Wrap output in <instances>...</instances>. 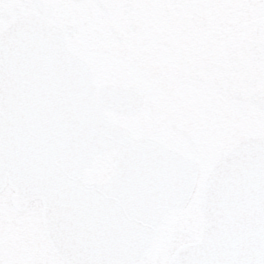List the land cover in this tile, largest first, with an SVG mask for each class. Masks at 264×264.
Returning <instances> with one entry per match:
<instances>
[{"label": "water", "instance_id": "95a60500", "mask_svg": "<svg viewBox=\"0 0 264 264\" xmlns=\"http://www.w3.org/2000/svg\"><path fill=\"white\" fill-rule=\"evenodd\" d=\"M95 91L58 27L28 15L0 33V191L12 185L18 208L41 198L48 241L68 264H137L164 217L186 204L197 164L105 114L136 113L139 94ZM107 152L106 180L85 181ZM198 208L200 239L167 264H247L264 245V140L247 139L217 161Z\"/></svg>", "mask_w": 264, "mask_h": 264}, {"label": "flooded vegetation", "instance_id": "af4514ba", "mask_svg": "<svg viewBox=\"0 0 264 264\" xmlns=\"http://www.w3.org/2000/svg\"><path fill=\"white\" fill-rule=\"evenodd\" d=\"M190 1L0 0V32L15 20L16 15H36L61 28L67 47L87 62L97 86L119 85L141 94V107L137 113L125 116L107 112L111 119L129 127L134 135L153 137L198 163V159L192 157L199 147L198 129L185 118L177 117L175 120L168 118V121H175L177 126L172 122L167 127L161 125L160 120L167 117L173 109L172 105L181 98L176 94L179 85L168 87L165 76L187 77L196 83L187 91V95H194L192 99L203 105V109L204 105L245 106L246 110L262 119L261 123L256 122L257 134L246 135L264 136V7H246L253 3L264 4V0ZM169 2L186 5L178 6L180 12L177 14L173 10L171 17H168V7H164ZM152 11L160 15L164 13L165 20L172 28L176 23H181L179 18L188 19V23L196 29L208 28V36L201 40L211 45L210 50L197 48L192 55L191 52L187 53L188 39L185 34L171 38L167 28L164 31L168 30L166 35L170 34V37L162 34L160 29L150 27L151 20L144 21ZM237 23L245 24L246 32H236L234 27ZM213 30L221 32L224 37L225 42L218 44L221 47L213 46L216 45ZM96 37L100 41L98 45ZM201 40L197 43L200 47ZM251 41L260 42L262 47L260 65L245 64L243 57L249 60L251 55L246 50H238L236 54L233 48L237 45L244 47ZM228 43L230 46L225 49ZM105 51L110 53L105 54ZM109 59L111 64L106 65ZM148 119L151 127L140 131L139 128L146 126ZM133 126H138V130ZM168 127L172 130H168ZM233 131L232 139L236 137L238 141L243 137H237L236 128ZM10 206V215L0 213V220L9 223L0 222V237L12 234L9 244L0 246V264H44L38 258L31 236L36 229L24 223L28 220L24 219L22 212L27 207L16 208L11 202Z\"/></svg>", "mask_w": 264, "mask_h": 264}, {"label": "rangeland", "instance_id": "374dc122", "mask_svg": "<svg viewBox=\"0 0 264 264\" xmlns=\"http://www.w3.org/2000/svg\"><path fill=\"white\" fill-rule=\"evenodd\" d=\"M188 3H191V1L188 0ZM183 5L186 4L184 3L179 5L175 2L166 3L164 8L166 9L168 7L166 13L168 12L169 14L167 13V16L171 17L170 14L173 13V10H175V12H177L178 14L180 12L178 10V6ZM152 12V14H150L151 12H149V16H147L146 20L144 21L151 20L149 21L150 27L160 29V32L162 34L166 35L169 32L168 30H170L171 38L176 39L180 34H185L188 39V41H186L187 53L191 52L192 55V52H195L197 48L210 50L211 45L208 46L209 43L207 41L201 40L205 35L208 36V28L205 27L203 29H196L194 26H191L190 23H188V19L181 20L180 18L179 20L181 23H176L172 28V26L168 24V21L165 20L164 13L160 15L156 11ZM160 18L164 21L163 23ZM166 28L168 30L164 31V29ZM234 30L239 33L246 32L245 24L239 25L237 23L236 27H234ZM213 32V38L216 43V45L213 46H217L218 44L221 45L223 42H225L223 41L224 37L221 32H215L214 30L212 31V33ZM170 34L166 36L170 37ZM196 34H198L199 36H196ZM96 38L98 40V45L100 41L98 37ZM198 40H201V47L197 44L199 42ZM229 46L230 43L225 45V49H228ZM233 48H235L236 54L238 50H240V52L241 50H246V53L251 55L249 60H247V57H243L245 60V64L254 63L260 65V49H262V47L260 46V42L251 41L247 42V45L244 47H240L239 45H237ZM104 53L109 54L110 51H105ZM236 59H239V57L236 56ZM105 64H111V60L109 59V62H105ZM165 78L168 81V87L172 88L173 86L179 85V90L178 92H176V94L181 98L177 99V102L172 105V111L167 114V117L165 119H161L160 122L162 127H167V124L170 122L174 123L177 126L175 121H168V118L170 119L173 117L174 120L175 117H177L178 119L185 118L187 121H190L191 125L195 126V128L198 129V136L200 139L198 142L199 147L195 155L192 157L197 158L199 161V181L188 202L184 205L180 212H170L165 217V224L159 227V230L150 248L146 252L144 258L137 264H164L168 256L176 246H178L182 242L194 239L193 233L197 234L200 223L196 212V195L201 177L205 173L208 165L237 140H235L236 137L232 139V135L234 133L233 128H236V132L238 133L237 135H239L237 137H241L246 134H257L256 132H258V125L256 122H262V119H259L258 116H254L252 113L246 110L245 106L240 104L204 105L203 109V105L198 104L195 99H192L194 95H190L189 97V94L187 95V91L190 88L194 87L196 83L191 82L187 77L179 79L174 77L173 75H167L165 76ZM152 88L153 90H155V87ZM239 116H241V118ZM146 122V126L143 125L140 128L138 126L133 127L136 130H138V128L141 129L140 131L149 129L151 127V125H149V119ZM128 125L131 126L130 123ZM169 129L170 128L168 127V130ZM111 169L112 164L110 162L108 154L103 158H97L94 165L85 172V176L87 179L100 180L102 178H105L106 175L111 171ZM12 192L13 191L11 187L8 185H6L3 190L0 191L1 214H11L10 210L12 209V207L10 206L8 196L9 193ZM26 207L27 209L22 213L23 215L25 214L24 219L28 220V222L24 223L33 225V228L36 229V232L33 231L31 233V236L34 240L33 243L36 244L35 251H37L38 258H40L44 264H66L55 255L47 242L46 236L41 226L40 201H30L26 205ZM0 222L7 224V222L2 219L0 220ZM11 237L12 234H8L5 237H0V246L9 244Z\"/></svg>", "mask_w": 264, "mask_h": 264}, {"label": "snow or ice", "instance_id": "6c2138e0", "mask_svg": "<svg viewBox=\"0 0 264 264\" xmlns=\"http://www.w3.org/2000/svg\"><path fill=\"white\" fill-rule=\"evenodd\" d=\"M246 7L259 9L264 7V4L253 3L250 5H246ZM247 264H264V245L257 244L256 252L247 260Z\"/></svg>", "mask_w": 264, "mask_h": 264}, {"label": "trees", "instance_id": "16d2710c", "mask_svg": "<svg viewBox=\"0 0 264 264\" xmlns=\"http://www.w3.org/2000/svg\"><path fill=\"white\" fill-rule=\"evenodd\" d=\"M197 216H198V219H199V214H197ZM194 234V236L196 235L195 233H193Z\"/></svg>", "mask_w": 264, "mask_h": 264}]
</instances>
